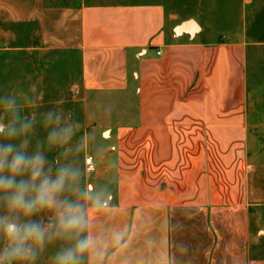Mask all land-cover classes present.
<instances>
[{"label": "crops", "instance_id": "crops-1", "mask_svg": "<svg viewBox=\"0 0 264 264\" xmlns=\"http://www.w3.org/2000/svg\"><path fill=\"white\" fill-rule=\"evenodd\" d=\"M208 1L0 0V24L78 63L110 191L92 231L127 230L104 264H264V39L255 0Z\"/></svg>", "mask_w": 264, "mask_h": 264}, {"label": "clouds", "instance_id": "clouds-1", "mask_svg": "<svg viewBox=\"0 0 264 264\" xmlns=\"http://www.w3.org/2000/svg\"><path fill=\"white\" fill-rule=\"evenodd\" d=\"M39 79L0 85V264H104L127 230L101 243L90 210L110 206L106 186L84 182L83 124L66 98L45 101Z\"/></svg>", "mask_w": 264, "mask_h": 264}, {"label": "rangeland", "instance_id": "rangeland-1", "mask_svg": "<svg viewBox=\"0 0 264 264\" xmlns=\"http://www.w3.org/2000/svg\"><path fill=\"white\" fill-rule=\"evenodd\" d=\"M62 1V0H57ZM70 4H77L81 1L91 3L100 0H63ZM209 2L208 0H206ZM216 12L220 10L221 3L217 0ZM257 9L255 14L253 10ZM183 10V9H182ZM181 10V11H182ZM188 11H194V7H188ZM246 22L251 26L253 19L257 28L262 31L259 33L264 39V0H255L253 5L246 6ZM198 21L203 24L204 16H198ZM213 19L215 32L210 36L216 39V34L220 28L217 18ZM249 26V27H250ZM248 27V28H249ZM39 79L42 82L45 101L66 98L70 103L67 105L72 108L78 119L83 124V131L89 137L88 146L80 154V161L84 169V182L91 188V173L86 172L84 160L100 151L99 143L91 140L95 128L87 122L86 98L82 92L78 91V63L74 56L56 53L43 52L35 46L34 31L32 27L11 24H0V85L5 88L12 87L18 82H30ZM107 133L103 139H107ZM55 250L50 248L40 259V264H50V256Z\"/></svg>", "mask_w": 264, "mask_h": 264}, {"label": "built area", "instance_id": "built-area-1", "mask_svg": "<svg viewBox=\"0 0 264 264\" xmlns=\"http://www.w3.org/2000/svg\"><path fill=\"white\" fill-rule=\"evenodd\" d=\"M157 54H159V52ZM84 163H85L87 173H93L95 171V165H94L92 157H87L84 160Z\"/></svg>", "mask_w": 264, "mask_h": 264}, {"label": "water", "instance_id": "water-1", "mask_svg": "<svg viewBox=\"0 0 264 264\" xmlns=\"http://www.w3.org/2000/svg\"><path fill=\"white\" fill-rule=\"evenodd\" d=\"M186 24H187V23H183V24H181V25L179 26V28L177 29V31L180 30V29H182V27H184Z\"/></svg>", "mask_w": 264, "mask_h": 264}]
</instances>
